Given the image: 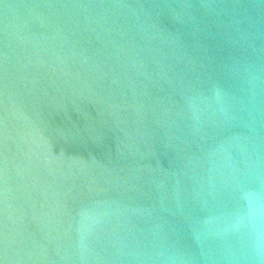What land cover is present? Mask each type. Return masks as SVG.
<instances>
[{
	"label": "water",
	"instance_id": "obj_1",
	"mask_svg": "<svg viewBox=\"0 0 264 264\" xmlns=\"http://www.w3.org/2000/svg\"><path fill=\"white\" fill-rule=\"evenodd\" d=\"M0 264H264V0H0Z\"/></svg>",
	"mask_w": 264,
	"mask_h": 264
}]
</instances>
